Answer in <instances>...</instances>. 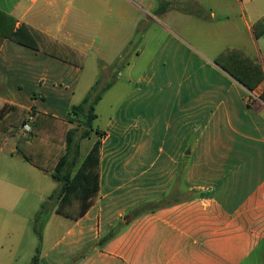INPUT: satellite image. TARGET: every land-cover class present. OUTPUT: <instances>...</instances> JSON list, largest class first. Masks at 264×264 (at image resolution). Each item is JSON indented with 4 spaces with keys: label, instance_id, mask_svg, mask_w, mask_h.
Here are the masks:
<instances>
[{
    "label": "crops",
    "instance_id": "crops-1",
    "mask_svg": "<svg viewBox=\"0 0 264 264\" xmlns=\"http://www.w3.org/2000/svg\"><path fill=\"white\" fill-rule=\"evenodd\" d=\"M170 2L0 0V12L15 20L13 31L28 26L43 36L40 51L1 42L0 117L19 107L27 121L46 114L69 124V109L105 82L127 46L154 45L159 30L167 33L164 46H185L186 29L160 25V7ZM256 8L254 22L240 17L247 35L237 17L211 10L212 21L199 26L203 46H256L253 59L264 71V34L257 38L254 29L264 11ZM203 65V97L196 98L203 112L186 107L190 93H170L174 108L158 109L151 123L138 107L135 114L122 108L101 130L98 198L82 217H66L69 225L56 221L63 232L39 253L42 264L253 263L264 245V80L249 91L222 69ZM251 93L260 101L251 102ZM129 99L133 107L144 97L136 91ZM178 107L184 111L177 117ZM20 133L0 150L9 161H24L17 153ZM95 135L90 146V139L81 141L82 157ZM2 181L12 193L17 188ZM145 205L146 211L133 213ZM112 231L115 237L101 244Z\"/></svg>",
    "mask_w": 264,
    "mask_h": 264
},
{
    "label": "rangeland",
    "instance_id": "rangeland-1",
    "mask_svg": "<svg viewBox=\"0 0 264 264\" xmlns=\"http://www.w3.org/2000/svg\"><path fill=\"white\" fill-rule=\"evenodd\" d=\"M163 1L160 0L161 6ZM171 1L160 7L157 14L160 25H171L182 31L186 29L184 35L189 43H184L185 46H164L168 40L167 33L159 30V35L153 38L154 45L127 46L122 54L124 58L119 63L120 69H110L111 72L101 84H110L111 87L96 106L98 118L94 123L95 130H103L122 108H130V112L135 114L138 107L140 115L151 123L158 109L163 108L159 112L166 114L174 108L176 100L167 98L170 93H190L192 99H186V107L202 108L203 112V106L198 107L196 98L203 97L204 62L221 70L215 64L216 59L233 48L243 49L254 58L251 50L256 46H229L225 42L203 46V29L199 26L203 20L212 21L211 10H214L218 17H237L234 22L247 35L240 17L245 14L250 23L254 22L252 10L260 6L264 11V0H245L243 5L236 0H228V4L215 0ZM262 42L264 44V38ZM127 49L128 53H125ZM209 69V76H213ZM136 91L143 94L144 100L142 104L130 107L129 96ZM183 111L178 107L176 116ZM67 118L70 119L69 114ZM75 126L73 124L71 128ZM95 138L96 135L85 146H90ZM3 154L0 153V264H32L33 258L45 251L63 232V226L57 227L56 221L60 220L67 226L69 217L56 215L55 201L50 198L60 190V185L49 173L31 167L20 158L9 161ZM2 179L17 186L13 193ZM79 206V202L75 201L71 208L72 215H76ZM253 258L252 264H264V245Z\"/></svg>",
    "mask_w": 264,
    "mask_h": 264
},
{
    "label": "trees",
    "instance_id": "trees-1",
    "mask_svg": "<svg viewBox=\"0 0 264 264\" xmlns=\"http://www.w3.org/2000/svg\"><path fill=\"white\" fill-rule=\"evenodd\" d=\"M0 15L3 16L0 17V44L3 40L10 39L40 51L41 34L28 26L13 31L15 20L2 12ZM8 22H11L9 28ZM255 33L257 38L264 34L263 20L255 25ZM125 53H128V49ZM123 58L124 55H121L110 69H120L119 63ZM215 64L249 91H254L264 80L262 65L241 49L226 50L216 59ZM102 66L103 64L101 68ZM110 87V84L102 86L99 81L79 105L70 108L69 124L51 115L40 114L32 131L20 136L17 151L19 156L39 170L49 173L60 185V190L50 198L55 201L56 211L60 215L78 219L87 213L98 198L104 132L95 130L94 123L98 118L96 106ZM26 121V111L19 107H14L7 117H0V150L11 137L19 134ZM70 124H76V127L70 128ZM94 132L98 139L90 152L82 157L80 143L91 139ZM75 201L79 202V211L72 215L71 208ZM143 211H146V205L133 213L137 215ZM115 235L116 231H112L100 243H107ZM32 264H42L39 253L33 258Z\"/></svg>",
    "mask_w": 264,
    "mask_h": 264
},
{
    "label": "built area",
    "instance_id": "built-area-1",
    "mask_svg": "<svg viewBox=\"0 0 264 264\" xmlns=\"http://www.w3.org/2000/svg\"><path fill=\"white\" fill-rule=\"evenodd\" d=\"M250 101L253 102V101H260V98H258L255 94L251 93L250 95ZM33 124H34V121L33 119H31L28 123H26L22 129L25 133H30L33 129Z\"/></svg>",
    "mask_w": 264,
    "mask_h": 264
}]
</instances>
